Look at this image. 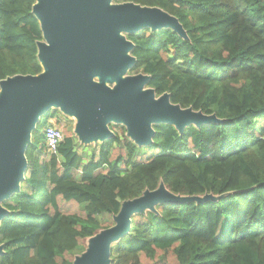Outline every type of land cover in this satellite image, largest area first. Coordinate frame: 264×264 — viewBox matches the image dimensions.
<instances>
[{
  "label": "trees",
  "instance_id": "1",
  "mask_svg": "<svg viewBox=\"0 0 264 264\" xmlns=\"http://www.w3.org/2000/svg\"><path fill=\"white\" fill-rule=\"evenodd\" d=\"M158 8L178 19L172 29L142 30L132 75L150 77L156 96L220 123L154 126L139 148L124 127L86 164L65 131L57 155L45 130L60 124L48 111L32 134L21 191L2 203L0 264H74L99 231L113 227L126 201L160 185L176 196L216 200L160 204L132 218L112 245V264H264V0H114ZM36 0H0V82L37 76L44 42ZM73 207L79 208L73 211Z\"/></svg>",
  "mask_w": 264,
  "mask_h": 264
},
{
  "label": "water",
  "instance_id": "2",
  "mask_svg": "<svg viewBox=\"0 0 264 264\" xmlns=\"http://www.w3.org/2000/svg\"><path fill=\"white\" fill-rule=\"evenodd\" d=\"M33 13L43 32L44 42L38 44L43 71L0 82V225L9 215L2 203L18 194L25 181L32 134L50 110L76 116L84 141L114 138L109 125L115 123L139 147L151 146L153 125H172L183 133L191 125L220 123L215 115L172 104L168 94L156 98L147 75L124 78L136 64L131 55L134 44L126 35L172 29L186 38L174 16L134 3L114 4V0H36ZM209 200L216 199L212 195L176 196L163 184L146 191L122 204L113 218L115 225L91 238L88 251L76 257L74 264H110L112 245L130 234L137 214L156 212L160 204ZM3 254L0 245V257Z\"/></svg>",
  "mask_w": 264,
  "mask_h": 264
},
{
  "label": "rangeland",
  "instance_id": "3",
  "mask_svg": "<svg viewBox=\"0 0 264 264\" xmlns=\"http://www.w3.org/2000/svg\"><path fill=\"white\" fill-rule=\"evenodd\" d=\"M121 35L124 36L123 33ZM128 76H134V75H132L129 72L128 74H126V76H124V78L128 77ZM94 81L99 82V78L95 77ZM107 85L110 86V87H114V85H110L108 83H107ZM0 93H1V90H0ZM156 98H159V97L156 96ZM58 111L60 112L58 114V118H60L61 123L60 124H56L55 121H53L54 125H55V127L61 129L63 134H65V131L68 130L70 133H72L74 135L77 151L82 155L84 163L86 164L88 161H90L92 156H95V158L98 160L100 147L105 142H103L102 140H97L96 142L95 141H89V142L84 141L83 139H81L79 137V134H78V119L76 118V116H74V115H66L62 111H60V110H58ZM154 126H156V125H153V129H154ZM111 127H116L117 130H118L120 127H123V126L120 125V124L116 125L115 123H112V124L109 125V129H111ZM117 130L113 131L111 129V131H113L114 134H115V132ZM127 137L130 139V137L128 136V133H127ZM139 148H145V147H139ZM25 178H26V176H25ZM78 209L79 208H77V207H73V211H77ZM102 231H104V230L99 231L98 234H100ZM89 242H90V239L86 241L85 248L83 250L77 251V253H76V257L77 258H80L82 255H84L88 251L89 246H90ZM112 262L113 261H112V257H111L110 258V264H112Z\"/></svg>",
  "mask_w": 264,
  "mask_h": 264
},
{
  "label": "built area",
  "instance_id": "4",
  "mask_svg": "<svg viewBox=\"0 0 264 264\" xmlns=\"http://www.w3.org/2000/svg\"><path fill=\"white\" fill-rule=\"evenodd\" d=\"M64 134L61 129L55 127L54 122L45 130L47 151L50 155H57L60 144L63 142Z\"/></svg>",
  "mask_w": 264,
  "mask_h": 264
}]
</instances>
